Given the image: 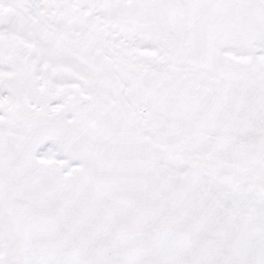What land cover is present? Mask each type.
Masks as SVG:
<instances>
[{
  "label": "snow or ice",
  "instance_id": "1",
  "mask_svg": "<svg viewBox=\"0 0 264 264\" xmlns=\"http://www.w3.org/2000/svg\"><path fill=\"white\" fill-rule=\"evenodd\" d=\"M0 264H264V0H0Z\"/></svg>",
  "mask_w": 264,
  "mask_h": 264
}]
</instances>
